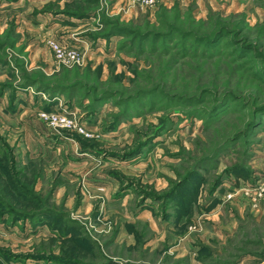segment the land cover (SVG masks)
I'll list each match as a JSON object with an SVG mask.
<instances>
[{
	"label": "rangeland",
	"instance_id": "1",
	"mask_svg": "<svg viewBox=\"0 0 264 264\" xmlns=\"http://www.w3.org/2000/svg\"><path fill=\"white\" fill-rule=\"evenodd\" d=\"M0 264H264V0H0Z\"/></svg>",
	"mask_w": 264,
	"mask_h": 264
},
{
	"label": "trees",
	"instance_id": "2",
	"mask_svg": "<svg viewBox=\"0 0 264 264\" xmlns=\"http://www.w3.org/2000/svg\"><path fill=\"white\" fill-rule=\"evenodd\" d=\"M227 96V95H226ZM226 96H224L223 98H226Z\"/></svg>",
	"mask_w": 264,
	"mask_h": 264
}]
</instances>
